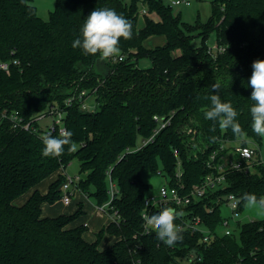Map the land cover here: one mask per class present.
I'll return each mask as SVG.
<instances>
[{
  "label": "trees",
  "instance_id": "1",
  "mask_svg": "<svg viewBox=\"0 0 264 264\" xmlns=\"http://www.w3.org/2000/svg\"><path fill=\"white\" fill-rule=\"evenodd\" d=\"M138 1L55 0L45 21L31 0H0V62L10 64V71L0 70V264H264V219L241 222L232 235L215 236L209 243L199 232L183 231L182 241L171 247L154 232L145 234L142 219L151 190L142 178L144 171L162 169L176 185L180 160L179 181L190 190L212 172L210 155L222 143L262 145L264 137L251 128L254 102L247 82L253 61L264 60V0H214L210 19L196 25L184 22L162 0H142L158 19L146 15L141 28ZM104 7L132 22V38L120 40L122 61H101L99 55L86 56L72 47L86 17ZM213 32L215 51L207 44ZM151 37L164 42L150 48L146 41ZM195 37L202 39L199 47L192 44ZM214 82L220 84L222 102H231L239 113L243 135L218 123L210 130L213 122L205 119V112L211 102L206 97L214 94ZM83 90L95 96L96 111H84L77 102L65 106ZM53 103L65 110L75 150L65 146L61 156L45 157L41 137L47 130L39 121L35 132L16 131L1 114L14 110L26 119L38 118ZM155 116L171 117V122L138 150L139 141L158 129ZM75 159L85 175L78 189L87 198L95 197L97 206L109 200V177L119 189L114 204L121 222L102 228L92 243L84 237L88 227L77 225L85 213L80 207L72 215H43L45 204L61 200L66 177L60 173L46 193L39 186ZM227 181L213 198L235 195L242 213L245 193L264 197V165L233 172ZM30 192L23 204L16 203ZM213 205L205 199L188 210L215 232L223 215L220 206L206 209ZM106 234L117 241L101 250ZM189 252L196 253L195 261L182 262Z\"/></svg>",
  "mask_w": 264,
  "mask_h": 264
},
{
  "label": "built area",
  "instance_id": "2",
  "mask_svg": "<svg viewBox=\"0 0 264 264\" xmlns=\"http://www.w3.org/2000/svg\"><path fill=\"white\" fill-rule=\"evenodd\" d=\"M173 5H182L187 3L188 0H175L172 2ZM144 15L147 12L144 11ZM113 62L122 61L123 57L111 58ZM14 64H17L15 61ZM0 70L10 71V64L7 62H0ZM94 97V102H91L90 98ZM75 102L80 104V107L84 111H96L98 104L96 103L95 96L89 94L88 91L83 90L80 93H74L65 101V106H71ZM2 118L10 123L13 130L16 131H36V121L41 119L51 118L52 123L47 129V133L60 132L61 129H66L65 127V110L57 104H51L48 106L46 113L42 116L36 118L34 115L30 119H26L21 115L19 111H2ZM158 123V129L155 130L154 134L143 140L140 146L137 147L138 150L147 146L148 144L154 142L155 136L164 128H166L170 122L171 117L166 119H159V117H154ZM229 144L222 143L220 147L211 153L208 167L212 169V172L202 180L201 183L194 185L190 190L185 188L184 184L180 183V179L183 175L181 161H178L177 173H176V185H172L171 177L165 173L162 169H159L156 174L162 176L166 179V183L162 185L157 192H150L146 195L144 201V209L142 211V219L145 215H152L156 213L155 211H160L163 207H173L179 213L176 219V224L183 226L184 231H188L192 234L201 233L203 235V242L209 243L215 236H230L238 230V226L241 223L239 218L242 216L240 212L239 200L235 195H227L223 198L214 199L213 195L223 189L228 185L227 176L233 172H252L256 165H264V159L261 149L254 145H235L234 147H229ZM229 150L233 151V156H228ZM174 154L179 158L178 150H174ZM66 171V170H65ZM65 171L62 173L65 175L66 179L61 186V201L64 205L68 206L72 202V197L76 192L80 191L78 189V183L81 180V176H69ZM109 200L102 206H97L98 210L104 213L109 220V224H120L121 216L118 210L115 208V200L119 197V189L117 184L109 177ZM81 192V191H80ZM205 199H211V204L213 206H206V209L213 211L215 205L220 206L221 211L224 205L229 207V214H225L222 211L223 221L215 230L211 231L209 227L206 226L203 218L195 214L193 211L188 210V207L193 203H200ZM144 222V221H143ZM85 227H89L88 224H84ZM223 228V232L219 233V229ZM143 232H145L143 226ZM197 258L195 252H189L182 262L193 263Z\"/></svg>",
  "mask_w": 264,
  "mask_h": 264
},
{
  "label": "clouds",
  "instance_id": "3",
  "mask_svg": "<svg viewBox=\"0 0 264 264\" xmlns=\"http://www.w3.org/2000/svg\"><path fill=\"white\" fill-rule=\"evenodd\" d=\"M132 36V22L123 14L108 7L96 8L86 17L80 35L74 39L72 47L81 49L86 56L99 55L101 61H106L120 56L121 38L129 40ZM251 68L252 73L247 82V86L252 89L250 99L254 102L250 108L251 128L256 135L264 137V60H254ZM219 89L220 84L214 82L211 85L214 94L206 97L211 102L210 109L205 112V119L213 122L210 130L215 131L218 123L221 129H231L234 135H243L237 120L239 113L231 102H222L218 94ZM72 136L73 133L67 129H61L58 137L50 132L43 135L42 155L59 157L63 154L65 146H70L69 151H74ZM241 199L249 207L258 206L264 209V197L258 199L255 194L245 193ZM178 216L179 213L173 207H163L157 213L145 215L143 217L145 232L149 235L154 232L157 240L171 247L183 239V226L175 223Z\"/></svg>",
  "mask_w": 264,
  "mask_h": 264
},
{
  "label": "rangeland",
  "instance_id": "4",
  "mask_svg": "<svg viewBox=\"0 0 264 264\" xmlns=\"http://www.w3.org/2000/svg\"><path fill=\"white\" fill-rule=\"evenodd\" d=\"M127 4H130L132 0H124ZM173 1L175 0H162L165 5L171 6L173 13L175 15H180L182 20L188 24L196 25V24H203L206 23L210 17L212 16V8H213V1L214 0H188V4L182 5H173ZM31 4L37 8L38 15L43 20L48 21L50 18L51 12H53L55 8V0H31ZM138 6L140 8V16H139V24L138 26L141 28L144 25V11L147 12L149 17L154 19H158V16L155 13H150L149 8L142 2V0L138 1ZM164 42V38L161 39L159 37H151L146 41V46L154 47L156 44H162ZM192 44L194 47H199L202 44V39L200 37H195L192 40ZM207 44L209 47L215 51L217 49V35L215 32L209 35L207 39ZM148 61H142V65H147ZM91 102H94V97L90 98ZM40 126H42L45 130L51 125L52 120L51 118L41 119L39 121ZM139 144L141 142L139 141ZM239 145V144H237ZM229 147H234L233 145H228ZM261 149L263 159H264V138L262 145H254ZM228 156H233V151L229 150ZM66 174L69 176H81L85 178V175L80 172V162L78 159L73 160V162L68 166L66 169ZM143 180L151 185V192H157L159 188L166 183V179L162 176L157 175L156 173H152L149 170H146L142 173ZM55 180V177H49L48 179L44 180L39 189L42 193H46L48 191L49 185ZM24 201H17V204H23ZM97 199L95 197L86 198L83 193L80 191L76 192L75 195L72 197V202L70 205L66 206L63 204L61 200L56 202L55 204H45L44 206V214L45 216H59L62 214L65 215H72L75 214L79 207L80 209L85 212L83 213L82 217L79 219L81 224L88 223L89 228L87 229L86 233L84 234L85 239L92 243L96 240V235L99 231L108 225V217L100 212L97 209ZM222 211L225 214H229V207L224 205L222 207ZM264 219V209L259 208L258 206L249 207L246 206L245 211L242 213V216L239 218L241 222H249L254 220H262ZM223 232V228L219 229V233ZM114 239L111 241L109 235H106L103 242L100 245V249H105L111 246Z\"/></svg>",
  "mask_w": 264,
  "mask_h": 264
},
{
  "label": "crops",
  "instance_id": "5",
  "mask_svg": "<svg viewBox=\"0 0 264 264\" xmlns=\"http://www.w3.org/2000/svg\"><path fill=\"white\" fill-rule=\"evenodd\" d=\"M145 16V15H144ZM60 173H62V171H60L59 173H57V174H55L54 175V177H55V179L58 177V175L60 174ZM40 187V186H39ZM30 195H31V192L30 193H28V194H26L25 196H23V197H21L20 199H18V201H26L29 197H30ZM86 197V196H85ZM87 198V197H86ZM23 202V203H24ZM21 204V203H20ZM45 206V205H44ZM98 209V208H97ZM43 215L45 216V214H44V207H43ZM49 217H55V216H49ZM109 223V222H108ZM81 224V222H79L78 221V224L77 225H80ZM83 224V223H82ZM85 224H88V223H86L85 222ZM84 225V224H83ZM89 226V225H88ZM106 227V226H105ZM89 228V227H88ZM106 235H108V234H106ZM105 235V236H106ZM105 236H104V238H105ZM110 236V235H109ZM110 238H111V241L114 239V242H116L117 241V238H115V237H112V236H110ZM104 240V239H103ZM103 242V241H102ZM114 242H112V244L114 243ZM111 244V245H112ZM106 249V248H105ZM101 250H103V249H101Z\"/></svg>",
  "mask_w": 264,
  "mask_h": 264
}]
</instances>
